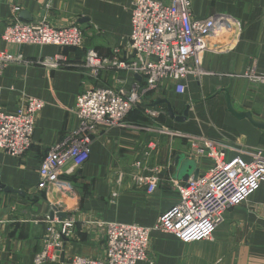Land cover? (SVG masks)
I'll return each mask as SVG.
<instances>
[{
	"label": "crops",
	"instance_id": "0c3cea01",
	"mask_svg": "<svg viewBox=\"0 0 264 264\" xmlns=\"http://www.w3.org/2000/svg\"><path fill=\"white\" fill-rule=\"evenodd\" d=\"M132 1L0 0V33L10 21L11 8L18 6L20 20L45 18L56 27L74 24L84 38L81 48L0 43L6 52L32 61L53 55L64 58L58 69L9 63L0 72L1 105L6 112L16 111L22 93L45 102L30 148L22 156L0 150V184L13 190L0 187V264H33L52 206L64 212L63 219H73V234L64 244L63 263L46 264H69L72 255L101 258L105 243L93 224L97 219L152 226L177 202V187L183 178L201 173L211 163L192 155L182 135L216 140L225 146L229 158L250 160L249 152L255 149L264 153V130L234 116L227 106L228 97L234 109L249 111L264 122V88L239 77L252 61L264 70V0H191L194 17L222 15L239 21L238 40L226 33L209 41L210 48L230 50L206 51L202 57L205 74L199 80L188 77L183 93H177L171 81H164L156 92L143 97L124 126L98 127L88 160L69 177L73 192L37 188L43 152L77 126L73 109L83 81L116 89L143 84L139 75L125 71L110 70L97 79L85 77L81 66L86 49L109 56L119 48L120 56L128 57L125 46L131 31ZM22 11L29 18H22ZM144 105L162 113L150 119L142 113ZM136 161H141V168H135ZM143 167L158 169L160 179L151 193L136 182L137 175L148 173ZM148 253V260L137 264H264V182L245 202L227 210L211 239L185 243L173 234L153 230Z\"/></svg>",
	"mask_w": 264,
	"mask_h": 264
},
{
	"label": "built area",
	"instance_id": "2783aa9c",
	"mask_svg": "<svg viewBox=\"0 0 264 264\" xmlns=\"http://www.w3.org/2000/svg\"><path fill=\"white\" fill-rule=\"evenodd\" d=\"M19 10L18 6L11 8L10 21L0 33V43L60 48L83 46V33L77 25L56 27L45 18L27 22L19 19ZM130 23L131 31L125 46L127 58L120 56L119 48L109 56L86 49L81 66L85 77L97 79L110 70L113 73L125 71L139 75L143 84L135 82L129 89H116L83 81L73 109L77 126L65 139L53 143L43 152L38 165L39 190L54 187L59 192H73L74 187L67 177L88 160L98 127L124 126L126 117L141 105L143 97L156 92L164 81H171L174 90L183 93L188 77L199 80L205 74L202 57L206 51L223 52L231 48H210L209 41L226 33L238 40L240 33L239 21L231 17H194L191 0H133ZM9 63H36L47 69H58L64 65V58L53 55L32 61L0 48V72ZM239 77L264 88V70H260L255 61ZM44 104L41 99L22 93L16 111L9 113L3 109L0 98L1 151L22 156L30 148L35 122ZM141 110L150 119L162 113L161 109L148 105L142 106ZM167 132L182 135L177 131ZM182 136L187 139L190 153L210 159V165L177 187V202L161 213L152 226L95 220L93 224L105 243L103 256L72 255L69 264H137L148 260L149 237L153 230L173 234L185 243L209 240L227 210L245 202L264 182L262 149L250 151V160L240 156L229 158L225 146L216 140L203 135ZM134 166L141 168V161H136ZM143 169L148 173L137 175L136 182L145 185L151 193L160 179L158 169ZM56 210L59 211L58 207ZM72 234L73 219L49 220L33 264L56 262L64 238Z\"/></svg>",
	"mask_w": 264,
	"mask_h": 264
},
{
	"label": "water",
	"instance_id": "95a60500",
	"mask_svg": "<svg viewBox=\"0 0 264 264\" xmlns=\"http://www.w3.org/2000/svg\"><path fill=\"white\" fill-rule=\"evenodd\" d=\"M20 16L24 19L29 18L27 12L22 11L20 13ZM140 77V76H139ZM227 106L229 111L236 117L238 118H246L248 119L255 127L259 128V129H263L264 130V122L262 121H258L256 119L253 118L252 114L249 111H237L236 109H234V107L232 106L230 99L227 97ZM168 111L171 112V108H168ZM184 115H186V111L184 112ZM198 175L195 174L193 175L194 177H196ZM188 179V176H185L183 178L184 182ZM183 182V183H184ZM182 183V184H183ZM0 187L3 188L5 191H12V189H10L9 187H5L4 185L0 184ZM47 217L49 218V220H53L54 217H57L59 220L63 219L65 217L64 212H60L56 210V207H51L50 210L48 211ZM66 242V239L64 238L63 244L61 246V251L59 253V257L58 260L60 263H63L64 261V252H63V248H64V244Z\"/></svg>",
	"mask_w": 264,
	"mask_h": 264
},
{
	"label": "trees",
	"instance_id": "16d2710c",
	"mask_svg": "<svg viewBox=\"0 0 264 264\" xmlns=\"http://www.w3.org/2000/svg\"><path fill=\"white\" fill-rule=\"evenodd\" d=\"M65 48H67V47H65ZM134 111V110H133ZM70 177V176H69ZM69 177H67L68 178V180H70V178ZM70 182L72 183V181L70 180Z\"/></svg>",
	"mask_w": 264,
	"mask_h": 264
}]
</instances>
